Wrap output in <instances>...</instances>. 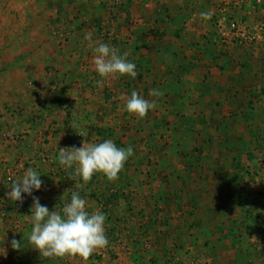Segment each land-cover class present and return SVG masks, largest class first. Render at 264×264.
I'll return each mask as SVG.
<instances>
[{
  "label": "rangeland",
  "instance_id": "374dc122",
  "mask_svg": "<svg viewBox=\"0 0 264 264\" xmlns=\"http://www.w3.org/2000/svg\"><path fill=\"white\" fill-rule=\"evenodd\" d=\"M155 1L159 8L142 16L139 23L147 26L144 32L138 31L137 17L125 18L127 8L135 10L136 4L146 12L155 7ZM202 2L203 10L198 0H0V177L3 181L9 176L12 181L19 180L28 167L51 174L47 182L57 181L69 197L60 203V210L70 202L71 192L79 191L88 202L89 212L100 209L106 215L105 235L109 241L87 262L80 257H44L38 250L34 257L30 243L28 256H19L21 260L15 264L28 260L34 264H121L116 262L120 255L125 264H224L226 257L211 255L217 250L215 240L209 238L205 244L196 240L220 233L219 225L214 230L210 224L215 214L208 217L206 211L198 210L196 198L194 202L193 197L187 198L191 194L187 186L202 181L196 169H209L207 162L197 161L195 153L205 132L199 127V118L203 120L208 113L204 110L208 104L202 103L199 93L206 84L210 88L222 86V82L210 80L215 72L249 70L245 64L248 52L257 51L264 42V30L259 40L248 37L257 33V25L264 26V0ZM98 7H102L103 14L98 13ZM170 7L190 9L183 17L184 28L189 25L198 29L201 22L203 29L199 40L192 42L199 47L186 53L189 65H184L177 77L173 69L169 70V62L164 65L169 55L164 59L161 48L167 46L168 54L175 40L177 45L183 41L188 45L193 38L180 30L167 31L166 23L171 18L166 10ZM195 8L198 11H193ZM199 13L211 16L204 19ZM121 21L125 23L123 29ZM89 32L91 42L85 40ZM142 33L149 39L144 57L151 55L156 68L148 63L137 68L139 50L134 49L141 45L134 44L139 43L137 36ZM100 42L118 49L121 55L128 52V61L136 65V77L101 78L92 64L93 48ZM177 52L176 60L183 54ZM252 67L254 80L255 76H263L264 56L255 58ZM260 77L257 83L264 81ZM181 84L188 89L184 95L179 94ZM152 89L162 95L150 96ZM133 91L156 102L155 109L143 119L125 110L122 97H130ZM106 139L120 148L131 146L134 155L114 182L96 173L82 189L77 188L84 182L79 177L71 179L74 168L59 164L58 148H78L85 140L97 143ZM12 181L0 183V226L17 234L26 222H18L16 216L7 213L13 208L7 196ZM216 182L221 183L222 177ZM253 194L243 208L246 220L240 219L235 230L244 236L245 243H231L250 248L257 256L252 262L249 256H228L225 262L264 264V187ZM36 197L41 201L47 195ZM49 199L51 212L55 210L54 198ZM225 212L227 208L222 214ZM30 214L25 219L30 220Z\"/></svg>",
  "mask_w": 264,
  "mask_h": 264
},
{
  "label": "crops",
  "instance_id": "0c3cea01",
  "mask_svg": "<svg viewBox=\"0 0 264 264\" xmlns=\"http://www.w3.org/2000/svg\"><path fill=\"white\" fill-rule=\"evenodd\" d=\"M202 1L204 0H198V3H201L199 4V9L202 8L201 10L204 9ZM156 3L157 1L154 2L155 7L153 5V8H146L148 10L144 9L146 12H143L141 8L136 7L138 5L135 4V10L131 9L129 11V8H127L128 12H126L125 18L127 19L129 16L137 17L136 23L139 24L138 31L140 30L141 32H144L147 25L146 23L141 25L139 20H143V15L149 16L148 12L150 13L151 11L158 9L159 7H157ZM144 6L149 7L150 4H145ZM184 6H186V3ZM197 8L193 9V11H198ZM97 9L101 10L98 13H104L102 7H98ZM170 9L166 10L167 14H169L171 18L170 22L168 24L166 23L168 26L167 31L170 33H176L180 30L181 33L185 32V35L187 34V36L193 38V41L188 40L189 44L187 45V42L184 43L185 41H183L184 35H181L183 42L180 45H177L175 40L176 45L172 43V51L168 54L165 53L167 46L164 45L161 48V51L165 54L164 59L167 55H169L170 58H168V61H165L164 65H168L170 63L169 70L171 71V69H173L174 75L177 77L178 74H180L179 72L181 69H183V66L189 65V61L187 62L185 59L187 56L186 53L193 48L197 49L199 47L198 45L192 44V42L199 40V34H201L200 32H202L203 29H201V22L197 25L198 29L196 27H190L189 25L184 28V25H182L184 20L183 17L186 16V14L188 15L189 13H187V11L190 10L187 9V7H185L186 10L171 7ZM122 22L124 21H121L122 28L120 24H118L121 29L124 28L125 24ZM148 24H153V22H148ZM177 24H181L182 27L175 26ZM137 37L139 43L134 44V47L136 45H141L136 46L134 49L139 50V52L136 53L139 55L135 58L136 65H138L137 68H141L143 65L142 63H148L149 65L155 67V63L153 61L154 59L152 60L150 57L151 55L146 58L144 57L146 39H148L146 34L142 33V35ZM177 37L180 38L179 35H177ZM149 44L151 45L152 43L149 42ZM261 46L259 47L258 45L257 51L254 49L248 52L245 64L249 70H238V72L234 73L230 71L215 72L214 75L211 76L210 80L220 81V83L222 82V86L210 88L207 87L206 84L199 93V96H202L204 100L202 103L204 102V105L208 104V106H204V110L206 109L208 113L206 118L203 120L201 117L199 118L202 121V123L199 122V127H202L205 132L203 133V136L199 138V147L196 148L195 153H197V161H202L203 164L207 162L209 169L204 167L202 171L198 169H196V172L194 171L196 175H201L200 177L202 178L200 179H202V181L199 184H192L190 187L187 186L188 191L191 193L190 195L188 194L187 198L193 197L192 200L196 198L198 210L204 211V213L206 211L208 213V217H210V214H215L213 215L214 220L210 221V224L213 225L214 230L215 227L219 225L221 227L220 233H218L216 237H210L206 234V236L203 237L204 240H202V238L198 240L197 237L196 240L202 241V244H205V241L209 238L215 240L218 246L215 244L214 248L217 250L215 254L211 253V255L215 257H226L225 261H228V256L233 257L237 255L249 256V261L252 262V259L257 256L255 255V252L252 253L250 248L248 249L241 246L236 247L234 241L231 243V240H238L239 245H243L245 243L244 236L240 233L236 234V225L240 219L246 220L243 208H245V203L248 202L247 200H250V198L254 196V191L264 187V185H261L264 184V81L257 83L260 76H255L256 80H254L252 74V66H254L255 58L264 56V42ZM177 50H179L178 52H180V54H183L179 56L180 59L176 60L175 51L177 52ZM181 58L185 59V61ZM162 63L163 60L159 62L160 65ZM215 75L216 77H214ZM263 76L261 74L260 80H264ZM181 85L182 88L180 89L179 94L184 95L188 89H183V84ZM208 161H212L214 163L213 166L212 164H209ZM216 163H221V165ZM225 164L228 165V167ZM229 166L231 168H229ZM190 173L193 174V172ZM39 174L41 175L40 179L43 182L41 188L39 190L32 189L31 195L24 193L23 202L19 203L18 201L19 204L16 206L13 205V201L12 210L7 212L13 217L16 216L18 222H26V227L24 226V229H21L22 231H18L17 234H13L11 231L5 230L2 225L0 226V264H15L20 259L19 256H28L27 253L28 249H30L28 247L30 242L27 234L31 233L32 222L31 219H25V216H28L27 214L30 212V205H33V200L34 198H37L36 196L38 194L47 195L46 199H42L41 201L39 200L40 204L47 206V208H50V206H48V203L51 200L49 197H53L54 204H52V207H54L55 210H60V207L62 206L60 203H64L66 199L69 198L66 194L63 200L60 199L66 190H64L62 186L60 187L57 181L51 180L47 182V180L51 177V174L46 172ZM3 177L6 179L5 175H3ZM217 177H222L221 183L216 182ZM12 179L13 178L9 176L7 180L3 181L2 177H0V183L9 184ZM235 185H239V187L236 188ZM170 192H172V190ZM26 196L29 199L24 201ZM68 200L70 201V199ZM217 202H219V205H216ZM24 207L27 209L23 210ZM218 207H222V210H219ZM224 208H227L228 212L222 214ZM218 213L219 215H217ZM227 218L229 219L228 222L230 224L227 221H224ZM210 226L209 228H211ZM201 229L204 233H207V229L205 230L204 227H201L200 230ZM251 236L252 235H250L249 238H252ZM13 239L21 241L20 249L14 250L12 248L11 241ZM32 249L35 250L32 251V256L35 257L38 253H35L36 249ZM241 251H243L244 254L241 253ZM28 261V263L25 261L24 263L19 264L35 263L33 260ZM222 261L224 264H231L229 262H225L224 260ZM116 262L125 264L122 255H120V258H118ZM247 264L252 263L248 262Z\"/></svg>",
  "mask_w": 264,
  "mask_h": 264
},
{
  "label": "clouds",
  "instance_id": "9594fccd",
  "mask_svg": "<svg viewBox=\"0 0 264 264\" xmlns=\"http://www.w3.org/2000/svg\"><path fill=\"white\" fill-rule=\"evenodd\" d=\"M202 18L208 19L211 13H201ZM85 40L92 41V33L85 35ZM92 64L101 78L128 75L135 78L136 65L129 62L128 52L123 55L119 50L107 43L100 42L93 48ZM99 83V81H98ZM150 96L159 97L162 93L152 89ZM125 110L143 119L149 110L155 109L156 102L149 101L133 91L130 97H122ZM134 155L131 146L120 148L111 139L103 142L91 143L85 140L81 147L58 148V162L62 167L73 169L71 179L79 177L84 183H78L82 189L93 175L101 173L110 182L118 179L129 157ZM40 174L32 167H28L19 180H13L7 193L8 199L23 202L22 194L31 195L32 189L39 190L42 185ZM67 190L60 198L64 199ZM88 202L82 198L79 191L71 192L70 202L65 203L60 211H49L47 206L41 205L38 198H34L31 208L32 230L29 242L44 257H80L87 262L92 254L108 246L105 235L106 215L100 210H87ZM11 246L20 249L21 241L13 239Z\"/></svg>",
  "mask_w": 264,
  "mask_h": 264
},
{
  "label": "built area",
  "instance_id": "2783aa9c",
  "mask_svg": "<svg viewBox=\"0 0 264 264\" xmlns=\"http://www.w3.org/2000/svg\"><path fill=\"white\" fill-rule=\"evenodd\" d=\"M233 26L236 27V23L235 22L233 23ZM256 30H257V33L255 35H253V36L252 35H249L248 36L251 41L259 40V38H261L262 31L264 30V26L263 25H257L256 26ZM18 204H19L18 201H14V205L18 206Z\"/></svg>",
  "mask_w": 264,
  "mask_h": 264
},
{
  "label": "trees",
  "instance_id": "16d2710c",
  "mask_svg": "<svg viewBox=\"0 0 264 264\" xmlns=\"http://www.w3.org/2000/svg\"><path fill=\"white\" fill-rule=\"evenodd\" d=\"M63 92H65V91L63 90Z\"/></svg>",
  "mask_w": 264,
  "mask_h": 264
}]
</instances>
